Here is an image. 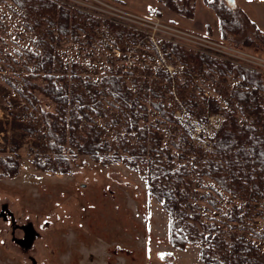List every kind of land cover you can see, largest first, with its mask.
<instances>
[{
    "label": "trees",
    "instance_id": "16d2710c",
    "mask_svg": "<svg viewBox=\"0 0 264 264\" xmlns=\"http://www.w3.org/2000/svg\"><path fill=\"white\" fill-rule=\"evenodd\" d=\"M156 1L187 17L193 14L194 0ZM9 2L31 34V48L15 50V57L0 49V62L8 71L14 72L16 65L20 68L9 75L0 66V178L18 174L23 154L36 169L57 174H69L79 155L103 166L123 162L136 170L144 165L148 196L160 202L169 217L167 238L172 248L183 251L190 244H200L199 259L204 264H264V226L254 225L256 218L264 221L261 74L170 41H158L164 57L181 64L188 78L196 75L202 81L221 79V83L228 76L237 78L230 90L215 89L223 105L215 98L208 103L195 99L186 83L177 86L190 113L201 116L207 109L225 117L212 150L201 151L184 130L173 136L179 105L169 96L170 87L157 82H169L167 71L133 64L130 53L137 47L156 51L146 35L122 20L65 0ZM203 2L218 18L220 38L237 44L226 33L236 29L227 1ZM253 29L264 42L261 31L254 25ZM65 37L88 45L100 37L106 48L122 53L118 58L132 63L117 67L114 57H108L110 66L92 78L78 63L62 59L57 45ZM239 45L243 49L256 46L250 37ZM151 112L155 122L147 124ZM158 124L164 127L176 155L162 145ZM192 176L197 187L207 191L195 189ZM205 177L210 184L204 183ZM197 201L209 210L202 211Z\"/></svg>",
    "mask_w": 264,
    "mask_h": 264
},
{
    "label": "rangeland",
    "instance_id": "374dc122",
    "mask_svg": "<svg viewBox=\"0 0 264 264\" xmlns=\"http://www.w3.org/2000/svg\"><path fill=\"white\" fill-rule=\"evenodd\" d=\"M65 1L89 9L98 7L97 10L108 16L129 19L121 20L139 29L151 30L150 28H155L154 25L158 23L195 33L208 41L223 44L246 54L247 61H250L248 65L252 68L243 67L256 70L264 78V42L255 35L252 21L256 17L253 12L248 11V8L255 9L256 6L263 8L262 0L239 3L243 12L234 0L232 2L226 0L234 11L233 26L236 28L233 32L226 30L227 35L237 44H241L245 37L254 39L256 46L251 49H243L241 45L236 46L237 44L220 38L221 26L218 18L203 0H194V3H191L193 5L191 17L168 10L156 0H126L125 5L112 0ZM9 6H12L9 0H0V49L15 57V50L21 47L31 48V34L20 24L17 13ZM158 10L162 13L161 16L156 14ZM170 14L175 21L169 18ZM149 15L156 16V19L150 18ZM134 19L136 20L133 21ZM159 33L164 36L162 32ZM160 35L155 37V42ZM104 43L100 37L95 38L91 45L65 37L58 43L57 51L65 62L78 63L85 74L96 78L104 73V68L110 66L108 57L112 59L114 57L113 62L117 67L125 63L124 59L118 58L122 55L121 52L114 56L115 52L106 48ZM182 47L188 49L189 46ZM156 48L154 52L149 47H137V50L130 54H133V64L137 67L144 64L149 68L162 69H166L165 64L174 66L173 71L167 72L170 75L169 82L163 79L157 81L162 86L170 87L169 96L179 105L174 112V118L177 111L189 112L177 92V86H185V83L195 94V99L203 98L208 103L210 99L215 98L223 105L215 89L222 87L224 90H230L237 82L235 76L226 77L224 83L220 82L221 79L214 82L202 81L196 75L188 78L181 64L171 62L163 54L165 62L162 67L159 66L155 54L160 49L158 45ZM217 59L224 61L223 58ZM242 61L247 63L245 60ZM0 66L3 72L9 75L20 72L17 65L14 72L8 71L2 62ZM261 101L264 108V93L261 94ZM207 113L206 109L203 115ZM2 114L0 110V115ZM236 116L241 119L240 115ZM175 120L178 124L176 118ZM154 122L155 115L151 112L147 124ZM178 126L173 131V136L179 135L180 129L184 130L180 123ZM158 128L162 145L176 155L178 152L169 145L167 135L163 132L164 127L158 124ZM192 143L197 147L194 142ZM200 150L204 151L201 148ZM173 162L178 164L179 160L174 158ZM192 179L195 189L199 192L207 191L197 187L195 177L192 176ZM203 179H206L204 183H211L208 178ZM146 187L144 165H140L136 170L123 162L103 166L93 162L86 155H79L73 162L69 174H57L36 169L26 154H23L18 174L14 177L0 178V264H30L11 240L12 229L8 221L2 217V211H8L18 223L29 224L36 231L38 236L34 241L32 255L37 263L204 264L199 259L200 244H190L183 251L169 245L167 238L169 217L162 209L161 203L148 196ZM224 202L228 203V198L224 197ZM197 204L202 211L209 210L207 204L201 201H197ZM210 212L215 213L211 209ZM254 225L260 228L264 226V221L256 218ZM15 234L19 235L16 232Z\"/></svg>",
    "mask_w": 264,
    "mask_h": 264
},
{
    "label": "built area",
    "instance_id": "2783aa9c",
    "mask_svg": "<svg viewBox=\"0 0 264 264\" xmlns=\"http://www.w3.org/2000/svg\"><path fill=\"white\" fill-rule=\"evenodd\" d=\"M96 8L98 7H95L93 9L102 13V11L97 10ZM149 17L150 18L152 17V19H156V16L149 15ZM118 18L119 20L122 19L120 17ZM122 20H129V19L124 18ZM135 20L136 19H134L133 21ZM124 22L126 23V21ZM126 24L132 26L137 31L142 32L144 35H146L147 40L148 41L150 40L149 42L155 46H157L156 43H158V40L162 39L178 45L189 46L188 49L190 50L201 53H207L216 59L223 58L224 61H227L229 63L230 62L237 63L241 66L249 67L248 62L250 61H247L248 59H246L247 58L246 54L237 51L231 47L225 46L223 44L208 41L204 37L197 35L195 33L180 30L176 27L167 24L156 23L157 25H154L156 27L150 28L151 30H146L143 28L139 29L136 26H133L132 24L129 23ZM159 32H162L164 36H161ZM158 35H160L161 37L156 38L157 42H155L154 39ZM204 43H208V44L204 45ZM114 52L116 55H118L117 51ZM242 60L247 61V63H244ZM163 62H165L163 55L160 50H157L156 63L162 67ZM131 63L132 62L130 60L125 61L126 65H131ZM164 68H166L165 70L167 72L168 71L171 72L175 69L172 64H165ZM175 118L177 119L178 124L180 123V127L184 129L190 140L204 151L212 150L214 138L216 137V134L218 133L225 119L224 115L220 112H208L205 115L198 116L196 114L189 113L186 110L177 111L175 113Z\"/></svg>",
    "mask_w": 264,
    "mask_h": 264
},
{
    "label": "flooded vegetation",
    "instance_id": "af4514ba",
    "mask_svg": "<svg viewBox=\"0 0 264 264\" xmlns=\"http://www.w3.org/2000/svg\"><path fill=\"white\" fill-rule=\"evenodd\" d=\"M1 215L4 220L8 221L9 226L12 229L11 240L15 242L16 246L19 248L18 250L25 255L27 261L30 264H42L37 263L32 255L34 241L38 235L36 231L32 229L31 225L18 223L8 211H2ZM15 232L19 233V235L16 236Z\"/></svg>",
    "mask_w": 264,
    "mask_h": 264
},
{
    "label": "crops",
    "instance_id": "0c3cea01",
    "mask_svg": "<svg viewBox=\"0 0 264 264\" xmlns=\"http://www.w3.org/2000/svg\"><path fill=\"white\" fill-rule=\"evenodd\" d=\"M247 1L251 2L250 0H234L235 4H237V6H239V3L241 4H246L248 3ZM160 3V2H159ZM240 10L243 12L244 10H242V8L239 6ZM248 11H251L253 12V14L255 15L256 18H254V20L252 21V25L256 26L260 31L261 33L263 34L264 36V7L261 8V7H258L256 6L255 9H249L248 8ZM158 12L160 13V10H158ZM157 14V12H156ZM162 13L158 14L159 16H161ZM169 18L172 20V21H175L174 18H173V15L170 14L169 15Z\"/></svg>",
    "mask_w": 264,
    "mask_h": 264
},
{
    "label": "water",
    "instance_id": "95a60500",
    "mask_svg": "<svg viewBox=\"0 0 264 264\" xmlns=\"http://www.w3.org/2000/svg\"><path fill=\"white\" fill-rule=\"evenodd\" d=\"M228 2H232L233 0H227Z\"/></svg>",
    "mask_w": 264,
    "mask_h": 264
},
{
    "label": "snow or ice",
    "instance_id": "6c2138e0",
    "mask_svg": "<svg viewBox=\"0 0 264 264\" xmlns=\"http://www.w3.org/2000/svg\"><path fill=\"white\" fill-rule=\"evenodd\" d=\"M262 2H264V0H262Z\"/></svg>",
    "mask_w": 264,
    "mask_h": 264
}]
</instances>
